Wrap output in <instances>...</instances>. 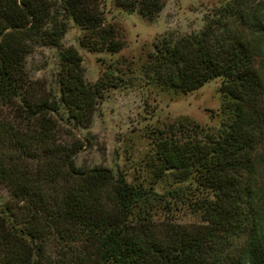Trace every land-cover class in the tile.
<instances>
[{
    "label": "trees",
    "instance_id": "16d2710c",
    "mask_svg": "<svg viewBox=\"0 0 264 264\" xmlns=\"http://www.w3.org/2000/svg\"><path fill=\"white\" fill-rule=\"evenodd\" d=\"M119 3L147 19L163 6ZM68 18L94 30L93 43L122 47L92 0H0V185L9 193L0 210V264H264L263 82L248 41L216 19V30L209 22L156 38L142 66L157 85L181 92L222 77L214 132L182 120L152 136L157 177L192 173L211 195L190 202L202 219L191 226L154 220L159 197L151 188L74 163L78 144L62 138V125H87L105 87L118 82L86 81L72 46L58 52L55 86L29 73L27 56L58 46Z\"/></svg>",
    "mask_w": 264,
    "mask_h": 264
},
{
    "label": "rangeland",
    "instance_id": "374dc122",
    "mask_svg": "<svg viewBox=\"0 0 264 264\" xmlns=\"http://www.w3.org/2000/svg\"><path fill=\"white\" fill-rule=\"evenodd\" d=\"M161 1V9L152 19H147L136 8L124 7L120 0H92L102 13L103 25L114 27L122 47L108 51L100 43H93L94 30L82 28L68 18L60 44L36 46L26 58V67L32 76L55 86L58 52L60 48L72 46L81 56L86 81L106 76L116 78L117 85L103 90L87 125H62L65 128L62 138L78 144L74 163L82 168L105 166L112 173H122L131 183L151 188L159 197L151 202L154 220H173L192 226L202 219L190 202L211 195L195 185L192 173L184 180H176L169 171L157 177L158 160L152 136L156 129L182 120L197 122L204 130L214 132L222 120L218 91L222 77H212L195 89L181 92L157 85L142 66L156 38L168 32L175 35L198 32L209 22L216 30L218 19L253 48L254 63L263 82L264 101V29L261 28L264 0ZM8 199L7 188L0 185V210ZM46 250L52 260L55 254L52 241Z\"/></svg>",
    "mask_w": 264,
    "mask_h": 264
}]
</instances>
